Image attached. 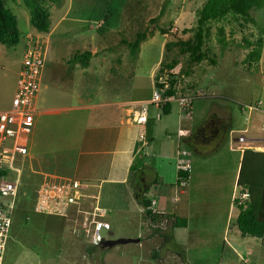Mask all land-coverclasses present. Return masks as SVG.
<instances>
[{
  "label": "rangeland",
  "instance_id": "374dc122",
  "mask_svg": "<svg viewBox=\"0 0 264 264\" xmlns=\"http://www.w3.org/2000/svg\"><path fill=\"white\" fill-rule=\"evenodd\" d=\"M59 1L51 5V28L44 35L31 27L30 11L24 0H5L6 7L16 17L20 36L16 47L0 44V111L10 108L16 92L26 38L29 35H34L37 40L42 38L45 49L36 99L37 112L27 137L29 155L22 163L23 188L30 181L36 183L38 178L39 184L43 173L76 178L86 185L101 183L98 203L108 211L112 233L109 239L141 240L135 244L91 249L83 235H77L79 231L72 218L43 216L31 210L25 219L23 211H19L13 216L2 264H149L151 259L163 260L157 264H264L261 241L242 240L239 235L235 236V230L229 229L231 218L227 220V208L232 192L239 197L233 183L238 178L240 168L237 166L241 159L238 153H230L227 138L223 140L230 122L231 137L245 136V143L249 146L246 149L254 151L257 146L264 149V115L247 109L257 102L264 103V45L259 61L250 64L245 61L247 53L254 49L255 41L262 35L264 10L251 12L254 22L244 23L241 18L234 20L230 17L209 22L201 50L208 56L200 63H191L189 53L179 54V51L181 43L194 41L196 11L206 0ZM161 29L167 35L163 36ZM141 33L145 36L137 54L130 53L127 43H133ZM245 39L253 46L246 47ZM163 42L173 46L167 50ZM85 51L97 53L87 72H83L78 63H68L73 55ZM106 53L109 55L105 56ZM209 58L215 59L216 64L211 65ZM174 61L177 62L174 69L164 70L162 80L176 79L178 93L175 97L181 94L194 97L192 109L185 115L178 103L172 101L171 112L163 115L161 109L151 107L148 124L139 127V133L160 127V134L155 131L149 134L155 141L150 147H142L139 159L142 162L141 158L147 156L145 162L151 165L153 172L161 163L166 166V159L159 155L156 144L162 139L177 141L178 130L186 128L191 137L184 138L187 142L182 148L190 150L194 183L204 188L202 193L195 191L196 194H191L190 213L184 217L188 220L187 229H174L170 241L165 242L164 235L171 233V222L151 221L136 202L137 196L153 178L149 167L141 174L129 175L125 184L100 181L97 176L101 163L97 169L85 167L83 171V164L79 165L83 156L80 160L78 149L83 129L96 125L101 108L94 105L150 97L155 90V76L162 68L161 62L170 64ZM71 68L76 69L71 71ZM104 70L109 77L115 75L112 79L120 87H123L122 81L126 80L128 72L130 88L128 83L126 90L120 88L117 92H113L109 85L100 87L99 79ZM80 97L82 108L78 107H81ZM141 103L143 101L128 103L124 109L130 108L129 112L131 108L137 110ZM112 109H119V114L122 110L114 106ZM163 126L167 128L163 129ZM200 126L204 127L203 131H198ZM248 128L247 134L237 133ZM201 132L205 133L207 140L216 138L220 145L195 142V136L203 135ZM204 152H207L206 156L199 154ZM149 157L152 163L147 161ZM178 185L180 191L187 188L184 180ZM23 196L20 194L18 198L22 200ZM233 206L231 215L235 217L238 210L235 204ZM21 207L23 209L24 205ZM154 230H158L155 231L158 235ZM148 234L154 237L147 239ZM225 243L237 256L231 257L233 253Z\"/></svg>",
  "mask_w": 264,
  "mask_h": 264
},
{
  "label": "built area",
  "instance_id": "2783aa9c",
  "mask_svg": "<svg viewBox=\"0 0 264 264\" xmlns=\"http://www.w3.org/2000/svg\"><path fill=\"white\" fill-rule=\"evenodd\" d=\"M41 42V39H34L33 36L27 37L26 51L11 106L9 109L0 111V264L3 262L6 240L12 225L11 217L21 185L22 163L29 155L27 137L31 133L34 115L37 112L35 100L39 92L45 60V49ZM172 101L178 103L184 114H190L192 97H171L163 95L162 90L156 89L151 98L143 101L134 112L135 123L145 126L150 106L164 107ZM247 109L264 115L263 102L250 105ZM180 134L187 136L188 131L182 130ZM140 140L143 143L146 142L144 133L140 134ZM238 141L245 142V136H240ZM181 155L187 156L188 153L180 151L179 156ZM188 167L187 163L178 165L179 169ZM42 175V180L36 189L34 212L47 216L72 218L74 227L79 231L77 235L81 233L83 238L93 246H103L104 242L109 239L111 226L107 218L108 211L98 203L100 183L86 185L76 178L61 177L50 173ZM248 197L247 192L242 193L240 201ZM102 230L107 232L106 235L101 236Z\"/></svg>",
  "mask_w": 264,
  "mask_h": 264
},
{
  "label": "trees",
  "instance_id": "16d2710c",
  "mask_svg": "<svg viewBox=\"0 0 264 264\" xmlns=\"http://www.w3.org/2000/svg\"><path fill=\"white\" fill-rule=\"evenodd\" d=\"M59 0H24L26 7L29 8L30 11V25L31 27L40 34H48L51 28V5L58 4ZM264 10V0H206L203 5L196 11V28L194 31V41H186L181 43L180 53H189V61L191 63H200L205 57L208 55L206 52H202V47L204 41L206 39V35L208 31H206V26L209 22H215L223 20L227 17H230L234 20H238L241 18L244 23L254 22L251 16V12H256ZM261 37H259L254 43V49L247 53L245 61L249 64L252 62H257L261 58V49L264 45V28L260 29ZM161 33H167L163 29H161ZM144 34H137L136 40L132 43H127L130 49V53L135 54L138 50L140 42ZM19 31L17 28V20L13 15L11 10L6 7L5 0H0V44L7 47H16L19 43ZM246 47L253 46L250 41L244 40ZM173 46L172 43H166L165 49L170 50ZM137 54V53H136ZM92 54L88 51H85L81 54H75L68 61L69 64L78 63L80 67L87 68L89 66V62L91 60ZM209 62L211 65H215V59L209 58ZM162 63V68L159 70L160 74L164 70L171 71L174 69L176 65V61L171 62L170 64ZM160 63V64H161ZM159 77V76H158ZM158 77L155 82V87L157 89L163 90L165 84L159 83ZM166 82V81H165ZM176 84L177 80L172 78L166 85L167 89L164 90L163 95L173 97L176 93ZM151 98V96H150ZM149 98V99H150ZM170 104L165 105L164 107H155L154 105L151 107L162 109L163 115L169 114V106ZM241 108V107H240ZM244 110V109H243ZM148 124V121H147ZM146 124V125H147ZM228 126V125H227ZM226 127V126H225ZM148 130L145 131L147 134L148 140ZM227 132L231 131V127H226ZM150 131V130H149ZM203 131V129H202ZM205 132V131H204ZM203 133V132H201ZM141 151V150H140ZM188 153V151L186 150ZM189 154V153H188ZM206 156V155H204ZM140 155L136 156L133 163L129 168V175L141 174L144 168L143 160L142 162L139 159ZM183 160H187L189 155L187 156H179ZM139 165V166H137ZM189 167L187 169L178 170V179H182L189 182L190 168L191 165L188 163ZM132 174V175H131ZM25 183V179L21 181V185L19 187L18 196L24 195V199L20 200L17 196L16 206L12 215V225L14 222L13 216L15 212L23 211L22 214L26 219L27 213L29 211H33L35 197H36V189L38 186L39 178L36 183H32L31 181L26 188H23ZM155 184V183H153ZM183 187V186H181ZM21 190V193H20ZM150 190V186H146L143 188V193L140 196H137L136 202L144 209L145 215L151 220L156 221L159 220H172L171 229L174 230L176 228H186L187 220L180 217H175L169 214H155L151 211V201L147 197L148 192ZM237 190L239 194L247 192L249 194L248 199L242 201L241 204H238L234 201L236 205V209L238 210L237 217L234 221L235 227L239 231V235L242 239H255L260 240V245L264 246V152H256L251 149H245L242 157L241 164L237 179ZM23 191V193H22ZM262 203L263 207H262ZM24 205L23 209L21 205ZM35 213V212H34ZM38 214V213H35ZM43 215V214H39ZM22 216V215H21ZM47 216V215H43ZM51 217V216H49ZM11 225V227H12ZM158 231V230H155ZM171 236L169 233L164 235V241H170ZM85 242H87L91 249L99 248L97 246L91 245L86 239L83 238ZM141 240V239H140ZM103 247H105L103 245Z\"/></svg>",
  "mask_w": 264,
  "mask_h": 264
},
{
  "label": "crops",
  "instance_id": "0c3cea01",
  "mask_svg": "<svg viewBox=\"0 0 264 264\" xmlns=\"http://www.w3.org/2000/svg\"><path fill=\"white\" fill-rule=\"evenodd\" d=\"M162 35L164 36L167 34H162ZM163 45L165 46L164 42H163ZM96 54L97 53L92 54L91 60L89 62V66L85 68V70H83V68L81 67L83 72H87L89 70L91 62L93 61V58ZM107 55L109 54L106 53L105 56ZM20 67H21V64H20ZM74 69L76 68H71V71H73ZM80 74H82V72ZM128 75L129 74L127 72L125 75L126 80L122 81L124 82L123 87H120V85L112 79V77H114L115 75L112 74L109 77V73L106 74V71L104 70L103 75H100V79H99L100 87L105 88L109 85L111 87L110 89H112L113 92H117L118 91L117 89H120V88H122L121 90H126L127 83H128V88H130L129 86L130 79ZM133 89L135 90V86H133ZM101 92H103V90H101ZM176 93H178L177 89H176ZM118 98L120 97H117V99ZM149 98L150 97L137 98V99H126V100L119 101V102L105 101V102H101L99 104L94 105L95 107L101 108L100 109L101 111L98 112L96 116L97 118L96 125L94 127L92 126L85 127L83 129V138L81 139L79 149H78L80 160L82 159L81 156H83V160L79 162V165L83 164V169H84L83 171H85V167L97 169V165L101 163V170L99 173L100 175L97 176L100 178V181H106L112 184H125L128 181L127 178L129 177V168L131 164L133 163L135 157L137 155L138 156L140 155L141 157V153H143V149H144L142 147H150V145L154 143L155 141L154 138L149 134H152V131L153 133L155 131L156 134L157 132H159L160 134L161 128L159 127L158 129H155V127H153L149 129L150 131L148 130V141H147L148 144L146 146H143V143L139 142L140 140L139 139V128L131 120L135 109L131 108L132 110L129 112L128 110L130 108L128 109H124V108L125 106H128L127 105L128 103H135V102L138 103L140 101L141 102L147 101ZM82 102H83L82 98L80 97L81 107L78 106L79 108L83 107ZM91 106H85V107L90 108ZM113 106L118 107V108L121 107L122 110L120 111V114L118 113L119 109L117 111H114L112 109ZM168 107L170 109L169 111L170 113L171 108H172L171 104ZM103 110H106V111H103ZM107 110H108V113H107ZM156 113H158V111H156ZM158 117L161 118L160 116ZM227 125H228L227 126L228 128L231 127L230 122ZM252 125L253 124L251 123V126ZM251 126H249V128ZM162 128L166 129L167 127L163 126ZM203 128H204L203 126H200L198 128V131L202 130ZM183 129H186V128H183ZM183 129L178 130V134H177L178 140L177 141L162 139V141L159 144L158 143L156 144L159 155L161 154L164 155L166 159L164 162L166 163L167 167L161 163L156 168V170L153 172L152 167H150L151 165L145 162L147 156H145V159H142L144 168H142L143 171H141V173L145 172L148 169L147 167H149V170L153 173V176H152L153 178L149 184L150 190L147 196H149L148 198L151 201V211H153V213L155 214H169L175 217H182V218H184L185 216L188 217L187 215L190 213L189 203H193L191 194L193 192L195 193V191L202 193L201 189L204 188V187H199L200 185L196 186L197 184H195L193 181L194 177L191 176L192 168H193L192 167L193 159L190 157L191 156L190 150H187L189 153L188 154L189 157L187 160H183L181 157H179V154H178L179 151L186 150L185 148H182V144H185L187 142V140L185 141L184 138L191 137V136L179 137L178 136L179 131H182ZM232 131L233 130L229 131V133H226L227 130H225V136L223 137L224 138L223 140L227 138L226 140L229 141L230 153L232 154L238 153L241 159V156H242L241 153L243 152V149L248 146L245 145L244 143L238 142L237 138L239 136L237 138L231 137L230 134L232 133ZM131 132L133 133V135H130ZM237 133H241V132H237ZM129 135H130V138L127 139ZM216 140H217L216 138L207 140L205 133H203V135L201 136L199 135V137L198 135L195 136V142H203L206 144L212 142L213 144V143H217ZM215 146H216L215 148H217L216 144ZM254 151L259 152V151H264V150L262 147L260 149V147L257 146L255 147ZM199 154L204 156V155H207V152L199 153ZM97 157H99L100 159H97ZM147 161L152 163L151 162L152 159L150 157L148 158ZM180 163H187V164L189 163L191 165L189 182L187 183V188L183 187L186 189H182V191L178 189V187L180 186L178 185L179 179L177 176L178 174L177 166ZM238 167L240 168V165H238L237 168ZM123 171L124 173L122 175ZM118 173H120L121 175H119ZM237 179L238 178L234 180L233 186L236 185L237 187ZM192 187H196V189H191ZM199 196L201 197V195ZM233 196L234 194L232 192V196H231L228 208H227V220L231 218L229 229L232 231L235 230L236 232L235 236H236V235H239V231L237 230L234 224V221L237 215H235V217L234 215L233 216L231 215V208L234 207L233 206ZM262 207H263V204H262ZM170 222L172 223V220ZM187 227H188V220H187ZM187 227L183 229H187ZM170 229H171V225H170ZM153 232L155 233V235H158L156 234L155 230ZM169 234L170 236L171 234H174V230L171 229V233ZM147 236H148L146 237L147 239H152L154 237L153 234L152 235L148 234ZM242 240H246V239H242ZM228 241H229V238L227 239V242ZM225 246L229 248V245L227 243H225ZM231 252L233 253L231 257L237 256V254L234 251L231 250ZM151 260H152L151 262H148L149 264H157V263L163 262V260L162 261L155 260V259H151Z\"/></svg>",
  "mask_w": 264,
  "mask_h": 264
},
{
  "label": "clouds",
  "instance_id": "9594fccd",
  "mask_svg": "<svg viewBox=\"0 0 264 264\" xmlns=\"http://www.w3.org/2000/svg\"><path fill=\"white\" fill-rule=\"evenodd\" d=\"M29 36H31V35H29ZM29 36H28V37H29ZM33 36H34V35H33ZM26 39H27V38H26ZM41 40H42V38H41ZM23 56H24V55H23ZM44 63H45V60H44ZM21 64H22V62H21ZM20 68H21V67H20ZM43 68H44V66H43ZM157 76H159L157 81H159V83H163V84H165V86H167V85H166V82H165L166 79H165L164 81L162 80V73L160 74V71H159V70H158V73H157V75L155 76V78H157ZM40 83H41V81H40ZM165 86H164V88H163V90H162V93H163L164 90L167 89V87H168V86H167V87H165ZM156 89H157V88L155 87V90H156ZM159 90H160V89H159ZM180 96H188V95H183V94H181ZM202 96H203V95H202ZM173 97H175V95H174ZM190 97H192V96H190ZM200 97H201V96H200ZM192 98L194 99V97H192ZM36 99H37V97H36ZM148 100H149V99H148ZM192 102H193V101H192ZM169 104H170V103H169ZM35 107H36V100H35ZM178 107H179V106H178ZM179 109H180V108H179ZM191 109H192V107H191ZM135 111H136V110H135ZM135 111H134V112H135ZM134 115H135V114L133 113V116H132V119H131L132 122H133L138 128H139V127H145L146 125H145V126H139V125H137V124L135 123V121H134ZM185 115H186V114H185ZM251 118H252V117H251ZM147 121H148V120H147ZM146 124H147V123H146ZM183 130H187V131H188V135H187V136H190V131H189L188 129H183ZM248 132H249V129H244V131H242L241 133H242V134H247ZM141 133H144V134H145V141H146V142L143 143V142H141V140H139V142H140V143H143V146H146V145L148 144V142H147V141H148V140H147V134H146L145 131L140 132V133H139V139H140V134H141ZM241 133H238V134H241ZM178 136H179V137H187V136H182V135L180 134V131H179V135H178ZM240 136H243V135H239V137H240ZM237 137H238V136H237ZM239 137H238V138H239ZM238 138H237V140H238ZM238 142H239V141H238ZM241 143H244V144L246 145L245 142H241ZM248 147H249V146H248ZM248 147H245L244 149H246V148H248ZM242 149H243V148H242ZM263 150H264V149H263ZM181 151H186V150H181ZM179 152H180V151H179ZM256 152H257V151H256ZM259 152H264V151H259ZM178 154H179V153H178ZM180 164H181V163H180ZM177 168H178V166H177ZM178 170H180V169L178 168ZM180 181H181V179H179V183H180ZM237 193L239 194V191H238ZM241 194H242V193H241ZM241 194H239V197H237V198L235 197L236 194H234V196H233V204H235L234 201L237 202L238 204H241V203H242V202L240 201V196H241ZM248 195H249V194H248ZM152 205H153V203H152ZM150 209H151V208H150ZM152 212H153V211H152Z\"/></svg>",
  "mask_w": 264,
  "mask_h": 264
},
{
  "label": "water",
  "instance_id": "95a60500",
  "mask_svg": "<svg viewBox=\"0 0 264 264\" xmlns=\"http://www.w3.org/2000/svg\"><path fill=\"white\" fill-rule=\"evenodd\" d=\"M105 233H106V231L102 230L101 236H104ZM139 242H140L139 238H136V239H133V238L109 239V240L105 241L104 246L111 248V247H114L117 245H126V244H131V243L135 244V243H139Z\"/></svg>",
  "mask_w": 264,
  "mask_h": 264
}]
</instances>
